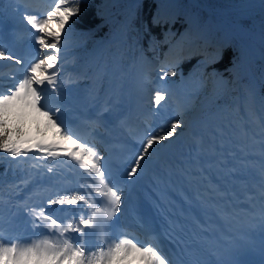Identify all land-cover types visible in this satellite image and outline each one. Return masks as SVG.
<instances>
[{
  "label": "snow or ice",
  "instance_id": "snow-or-ice-1",
  "mask_svg": "<svg viewBox=\"0 0 264 264\" xmlns=\"http://www.w3.org/2000/svg\"><path fill=\"white\" fill-rule=\"evenodd\" d=\"M81 2L51 0L49 9L36 14L23 4L12 9L30 26L26 30L38 46L36 55L27 61L12 52L0 30V61L22 66L8 74L15 82L7 89L2 86L5 75L0 71V160L14 165L32 162L9 184L10 200L12 216L23 214L33 231L39 230L29 240L6 237L0 220V264H250L247 257L257 250L259 264H264V85L259 92L235 90L229 81L230 90L217 95L209 116L195 127L189 118L192 108L177 110L172 93V85L185 78L180 70L182 60L171 65L161 61L154 77L149 74L146 78L148 111L154 119L134 126L119 115V101L105 95L106 72L97 74L95 86L88 75L63 78L65 41L82 11ZM219 55L222 59L223 53ZM207 68L205 65L201 79L212 78ZM17 72L22 74L17 77ZM65 84L92 89L89 98L94 114L86 123L93 141L99 129L107 131L113 119L114 126L122 130L118 143L128 153L122 183L96 143L65 121L70 106L59 102L49 106V94L59 101ZM170 103L171 116L157 123L155 117ZM186 131L190 143L172 164L169 153L180 146ZM61 158L74 161L83 170L87 186L49 189L50 194L37 203L34 194L40 193H33L30 186L38 189L41 170L52 173L55 165H48ZM173 170L181 176L202 177L206 185L195 197L186 191L179 194V209L169 210L165 216L164 235L172 243L175 258L164 252L154 230L147 231L144 239L127 230L113 237L111 222L121 213L125 186L130 189L146 176L155 183L161 172L171 175ZM172 201L175 209L177 201L174 197ZM57 205H79V218L55 216ZM8 223L12 224L11 218ZM92 234L99 239L95 246L87 243Z\"/></svg>",
  "mask_w": 264,
  "mask_h": 264
},
{
  "label": "trees",
  "instance_id": "trees-1",
  "mask_svg": "<svg viewBox=\"0 0 264 264\" xmlns=\"http://www.w3.org/2000/svg\"><path fill=\"white\" fill-rule=\"evenodd\" d=\"M102 1L82 0V11L76 18L71 36L67 40L70 57L78 64L87 63L97 53L105 59L106 65L103 70L106 72L105 78L108 76L109 68L116 65L123 67V73L128 74L142 52L147 55L160 56V62L166 61L165 50L172 37L176 38L189 25V20H193V25L188 26L189 30L198 35L204 52H189L180 57L182 60L180 70L184 72L186 80L190 79L196 85L195 95L198 99L195 100L191 112L193 126L199 127L209 116L217 95L230 90L227 87L229 81H231V89L235 90H237L235 80L243 82L248 87H253L257 92L264 85L259 72L261 63H264V45L259 56H253L249 64H245L241 59L242 46L238 39L225 28H211L208 20L215 21L216 18L204 8L187 0H175V4H172L170 0H139L131 7L127 6L128 0H117L114 7L109 8L102 16L100 15ZM197 1L203 6L201 0ZM248 1L207 0L216 11L222 10V12L219 11L220 14L231 16L230 18L238 17V21L244 27L255 21L254 23L258 29L260 28L259 31L264 37V3L255 9H243V4ZM14 7L16 6L11 0H0V13L5 18L10 17L9 12ZM165 30H168L171 39L166 42L162 39ZM112 38H116V41H111ZM241 39L248 47L250 39L242 37ZM213 52H216V55L210 56ZM221 52L223 53L222 59L219 55ZM205 65H208L207 71L213 73L210 80L201 79ZM220 75L225 76L226 83L217 86L213 83V79ZM24 166L23 162L20 165H14L8 160H0V192L8 191L9 184L18 177L20 169H24Z\"/></svg>",
  "mask_w": 264,
  "mask_h": 264
},
{
  "label": "rangeland",
  "instance_id": "rangeland-1",
  "mask_svg": "<svg viewBox=\"0 0 264 264\" xmlns=\"http://www.w3.org/2000/svg\"><path fill=\"white\" fill-rule=\"evenodd\" d=\"M138 0H133L132 2H127V6L131 7L133 3H135ZM188 2L199 6L201 8H204L201 4L198 5L197 2L195 0H187ZM170 2L172 4H175V0H170ZM117 3V0H103L102 3L100 4V15L104 16L107 13V10L111 7H114V4ZM264 3V0H249L248 2L243 4V9H255L258 8L260 6H262V4ZM242 6V5H241ZM49 9V8H48ZM205 9V8H204ZM218 12H222V10H217ZM10 17H9V24H11L13 27H17L20 28L18 30H21V33L16 32L15 35L17 36V39H19V42H21V47H22V52H30L31 47L33 46V41H32V37L28 38L27 35L29 34V31L26 30L28 29L30 26H27L26 24L21 22V14L20 13H16L14 14L12 12V10L9 12ZM219 15V19H215V21H211L208 20V22L211 24V28H215V29H220V28H225V27H231L233 29V31L229 28V33L234 35L237 30H236V26H241V23L238 21V17H228L226 15ZM214 16V15H213ZM220 18L222 20H224L226 22L225 23H219ZM252 24V25H251ZM249 24L247 27L251 28L247 29V27L241 26L243 29L255 34V35H259L261 36L262 34L260 33V31L258 30L257 25L254 23V21H252V23ZM189 26V25H188ZM186 27L185 30H183L181 33H179V35L176 38H172V40L170 39L169 36V32L168 30H165L164 33L165 35L162 37L163 41L166 42V40H171V42L168 44V47L166 48L165 52L166 53H170V52H178V58L180 56H183L184 53H195L196 51H200L202 52V41H199V37L197 34L192 33L189 30V27ZM16 30V29H15ZM255 32V33H254ZM240 35V34H239ZM71 36V30L69 31V34L67 36V39ZM241 36V35H240ZM243 39H250V44L248 47H242V53H241V59L243 60V62H245V64H249L251 58L255 55L258 56L257 51L262 49L263 44L252 38V37H247V36H241ZM66 39L65 43H66V54H62L64 56V73H63V78L65 80H67L68 78L71 79H77L78 77H83L85 75H88L92 80H93V84L95 86V84L99 83V81L96 80V76L99 72H101L102 69H104L105 65H106V60L104 59H98L99 57H97V59L93 62L92 65L89 66H83V67H77L76 66V62L73 61L70 57V49H69V43L68 40ZM21 40V41H20ZM263 41V40H262ZM27 42V43H26ZM241 46H243L242 44H244L243 42H240ZM176 46V49L173 50ZM191 50V51H190ZM204 52V51H203ZM144 53V52H142ZM252 53V56H250ZM150 55V54H149ZM189 55V54H188ZM216 55V52H213L210 54V56H214ZM21 59H24V56L20 57ZM146 54H140L135 67V70L137 69L138 71L143 70L144 66L143 64L145 63V59H146ZM150 58V57H149ZM154 59H156V56H153ZM210 58V57H209ZM178 59L173 60V63H176ZM7 61H5L4 63H2V65H4V67L2 69H0V71H2L5 75V80L2 83V86L7 89L8 87H11L15 81L8 79L7 76L10 72L14 71L15 68H21L20 65H15L14 67L12 66H6ZM261 67H259V72L261 75V80L264 83V63H261ZM11 65V64H9ZM122 68L120 65H116V66H112L109 68V75L108 77H106V81L104 80V85L106 87L105 88V95H109L110 92L112 90L115 89L116 85L118 86V92L120 94V96H124L125 94H128L130 90H132V87L134 84V69L132 70V72L128 75H126L125 73H123ZM76 71L75 76H71V73L73 71ZM154 69L151 68L150 72L153 73ZM211 76H213V73H210ZM17 77H19L21 75L20 72L16 73ZM235 75V74H234ZM221 76H217L214 77V84L217 86H221L223 84L226 83L225 78L221 79ZM187 78L184 79H180V81L177 84L172 85L173 87H177L178 84H180L181 86L188 87V95H189V99L185 101L187 106H178L176 105L177 110H180L182 108H188L191 107L193 108L194 105V100L193 98H191L192 93L191 90H196V85L192 80H186ZM67 87H65V90L63 92V95L65 97V102L64 105L65 106H70V112H72L73 114L76 113V108H82L84 103L87 102V99L89 97V93L92 91L91 88H87L84 86V84H80V85H72V84H65ZM145 85V84H144ZM237 86V90L240 89H251V90H255L253 87H248L247 85H245L243 82H238V80H236V84ZM150 92V91H149ZM89 102V101H88ZM147 103L146 106L147 107ZM91 107V105H89ZM94 110V109H93ZM192 112V111H191ZM190 112L189 114V118H190V122L192 123V113ZM33 129L35 128V125H32ZM182 139H186L188 142H190L189 139V133L186 131L185 132V136ZM99 150V148H98ZM100 151V150H99ZM32 162L29 161L28 163H25L24 168L29 167V165ZM20 169V168H19ZM18 170V168H17ZM42 171V175L44 174L43 169ZM18 172V171H17ZM20 175L18 176V178H16L15 180H18L20 178V176L22 175L21 169L19 171ZM43 180V177L41 176V179L38 181L39 184V188H35L34 186H30L33 188V193L35 192H40V188L42 186L41 181ZM14 182V181H12ZM11 182V183H12ZM8 191H4V192H0V213H2V215H0V220L4 221V224L6 226V224H9L8 221L11 218L13 221V218L15 217H21L22 219L25 220V222H27V218L23 216V214H17L16 216H12V213L14 211V209L11 207V203L12 201L10 200V189H7ZM24 193H21V196H23ZM34 196H36L34 194ZM4 226V225H3Z\"/></svg>",
  "mask_w": 264,
  "mask_h": 264
},
{
  "label": "bare ground",
  "instance_id": "bare-ground-1",
  "mask_svg": "<svg viewBox=\"0 0 264 264\" xmlns=\"http://www.w3.org/2000/svg\"><path fill=\"white\" fill-rule=\"evenodd\" d=\"M169 1V0H168ZM178 1V0H176ZM125 2V1H124ZM208 3V2H207ZM170 4V3H169ZM200 4V3H199ZM178 5V3H177ZM166 6V5H165ZM174 6V5H173ZM125 7V6H124ZM139 7V6H138ZM177 7V6H176ZM179 7V6H178ZM126 8V7H125ZM124 8V9H125ZM133 9V8H132ZM127 10V9H126ZM133 11V10H132ZM137 12V11H136ZM142 13V12H141ZM132 14V13H131ZM140 14V13H139ZM174 14V13H173ZM207 15V14H206ZM206 17V16H205ZM140 18V17H139ZM156 18V17H155ZM194 18V17H193ZM160 21V20H159ZM255 22V21H254ZM219 23H225L226 22L224 20H222L220 18V21ZM252 23V22H251ZM144 25V24H143ZM142 25V26H143ZM252 25V24H251ZM195 26V25H194ZM258 27V26H257ZM232 31L233 29L231 27H229ZM215 29V28H214ZM223 29V28H222ZM260 29V28H259ZM258 29V30H259ZM198 30V29H197ZM236 32L234 33H237V34H240L241 36H247V37H252L260 42H262V38L261 36H259L258 34L255 35L245 29H243L241 26H236ZM222 31V30H221ZM226 31V30H225ZM255 33V32H254ZM174 34H176L174 32ZM226 35V33H224ZM14 35V34H13ZM231 36V35H230ZM226 37V36H225ZM224 37V38H225ZM173 38V37H172ZM223 38V37H222ZM227 38V37H226ZM123 40V39H122ZM230 40V39H229ZM210 42V41H209ZM176 49V46L173 50ZM191 51V50H190ZM211 52V51H210ZM175 53H179L178 52H175ZM260 53V51H259ZM180 54V53H179ZM257 56V55H255ZM243 61V60H242ZM5 61H0V64L4 63ZM11 64V65H9ZM152 64V62H151ZM243 65V64H242ZM6 66H12L14 67L15 65H12L11 62L7 61V64ZM150 69H149V66L146 67L145 70H141V71H138L137 69L134 71L133 73V76H134V84L133 87H132V90L129 91L128 94H125L124 96H120L119 92H118V86L116 85L115 89L112 90L110 92L109 95H111L113 97L114 100L116 101H119V115H122V110L123 109H131L133 111H137V112H141V109L139 107V103L137 100L139 96L143 95V92L142 91V88L140 87V81L143 79V80H146V78L149 77V72ZM235 74V73H234ZM236 75V74H235ZM222 76V75H220ZM231 76V75H230ZM237 76V75H236ZM225 77V76H224ZM235 78V77H234ZM236 81V80H235ZM262 82V81H261ZM237 87V86H236ZM206 95V94H205ZM148 97L146 96L145 99H147ZM56 97H51L49 99V106H52V101H55ZM88 100L90 101V98L88 97ZM134 100V105L131 104V101ZM82 110H78L76 112V114H78L79 111H83L84 112H92V111H88L87 109V104L84 103ZM92 108V107H91ZM115 115V114H114ZM171 116V111L166 108L162 114L157 117L159 119V123L165 119V118H168ZM108 137H106L104 140H103V143L102 145L103 146H106V142L108 141ZM190 142H188L186 139H182V142L180 144V146L178 148H174L173 151L171 153H169V159H171L172 161L176 162V158L177 156L179 155V152L180 151H183V149L185 148V146L187 144H189ZM119 148L118 146H114L113 148H110V150H115ZM105 155V154H103ZM107 156V155H106ZM108 157V156H107ZM111 158L108 157V159L106 160L105 163H107V161H110ZM53 165L54 166V169H53V172L52 173H48L46 169H43L44 171V174L42 175V177L44 178L42 180V182L46 183L47 186L46 188H44L43 192L39 195V196H34V199L36 200L37 203H40V200L42 197H44V194H46V192H48V190H52L55 186H58V187H61L64 186L65 182L67 181L66 179V176H75L77 172H80L83 170L79 169L78 166H75V162L74 161H71L67 158H61V162L57 163L55 161H53L51 164H49L48 166L49 167H52ZM72 170V171H71ZM212 173L215 174V169L212 170ZM198 178L200 181L203 182V178L202 177H196ZM204 183V182H203ZM205 185V184H204ZM32 232V228L28 225V222H24V223H20L18 224V226H15L14 228H11V231L6 233L5 236L6 237H17L21 240H29L30 239V233Z\"/></svg>",
  "mask_w": 264,
  "mask_h": 264
},
{
  "label": "water",
  "instance_id": "water-1",
  "mask_svg": "<svg viewBox=\"0 0 264 264\" xmlns=\"http://www.w3.org/2000/svg\"><path fill=\"white\" fill-rule=\"evenodd\" d=\"M196 2H198L197 0H195ZM203 2V7L209 11L211 14L214 15L215 18L219 19V15L220 14L218 11H216L214 8H212L208 3L207 0H201ZM264 42V39H263Z\"/></svg>",
  "mask_w": 264,
  "mask_h": 264
}]
</instances>
